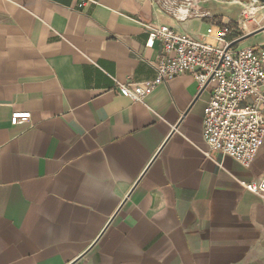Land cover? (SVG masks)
<instances>
[{"label":"crops","instance_id":"crops-1","mask_svg":"<svg viewBox=\"0 0 264 264\" xmlns=\"http://www.w3.org/2000/svg\"><path fill=\"white\" fill-rule=\"evenodd\" d=\"M79 4L0 0V264H264V201L242 185L264 175V145L250 169L209 151L214 86L183 75L143 104L117 91L157 78L146 26L201 40L241 11ZM248 29L240 45L264 48V10Z\"/></svg>","mask_w":264,"mask_h":264},{"label":"built area","instance_id":"built-area-1","mask_svg":"<svg viewBox=\"0 0 264 264\" xmlns=\"http://www.w3.org/2000/svg\"><path fill=\"white\" fill-rule=\"evenodd\" d=\"M164 8L181 21L205 19L209 13L195 10L207 1L240 6V20L211 24L201 40L169 26H146V47L160 44L163 57L156 65L157 78L146 87L117 82V91L135 103H144L160 85L191 75L203 89L214 86L203 117V137L209 151L217 152L250 169L264 145V48L242 47L238 41L264 10L255 0H160ZM99 5V0H80L79 8ZM212 40L215 44H211ZM207 87V88H208ZM30 113H15L13 126L27 123ZM244 189L264 201V175Z\"/></svg>","mask_w":264,"mask_h":264},{"label":"water","instance_id":"water-1","mask_svg":"<svg viewBox=\"0 0 264 264\" xmlns=\"http://www.w3.org/2000/svg\"><path fill=\"white\" fill-rule=\"evenodd\" d=\"M255 1L264 4V0H255ZM262 31H264V29H262L260 32H262ZM250 37H252V35H247V36L243 37L242 39H240L238 41V43H242V42L248 40ZM208 85H209V83L202 89V93L207 89Z\"/></svg>","mask_w":264,"mask_h":264},{"label":"rangeland","instance_id":"rangeland-1","mask_svg":"<svg viewBox=\"0 0 264 264\" xmlns=\"http://www.w3.org/2000/svg\"><path fill=\"white\" fill-rule=\"evenodd\" d=\"M234 10L237 12V13H239L240 11H241V9L239 8V7H237V6H234ZM231 22H236V21H231ZM262 40H264L262 37L261 38H259L258 40H257V42H261ZM211 44H215V42L214 41H212V40H208Z\"/></svg>","mask_w":264,"mask_h":264}]
</instances>
